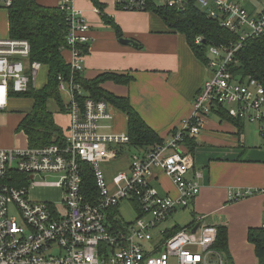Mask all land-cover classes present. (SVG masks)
Masks as SVG:
<instances>
[{
    "label": "built area",
    "instance_id": "built-area-1",
    "mask_svg": "<svg viewBox=\"0 0 264 264\" xmlns=\"http://www.w3.org/2000/svg\"><path fill=\"white\" fill-rule=\"evenodd\" d=\"M13 1L0 0V9L8 10ZM75 1L59 0L57 6L71 19L67 38L71 73L69 78L59 77L58 87L69 119L63 139L37 148H0V264H228L214 249L216 226L201 218L195 233L196 225L167 237L163 224L178 209L191 208L201 193L198 181L189 177L193 160L184 143L186 137L201 135L215 108L225 105L231 118L258 125L264 147V87L255 79L244 82L232 74L243 42L264 39V12L253 16L232 0H194L239 40L208 46L209 76L194 98L191 115L163 145L132 155L129 171L109 181L106 165L117 160L130 138L127 133L103 134L101 123L112 119L109 104L83 98L85 92L77 82L84 72L78 42H91L92 37L89 23L72 6ZM161 2L184 9L191 0ZM115 4L122 11L146 12L142 0H115ZM203 42L202 37L196 39L198 45ZM30 55L27 40L0 38V113L12 98L37 89L43 67L31 63ZM157 171L176 186L177 197L161 195L152 185ZM88 173L94 187L85 180ZM37 177L59 180L38 183ZM37 186L61 189L62 205L33 201L30 190ZM258 194L264 195V189H235L228 199L239 202ZM122 201L135 203L142 216L116 227L110 212Z\"/></svg>",
    "mask_w": 264,
    "mask_h": 264
},
{
    "label": "crops",
    "instance_id": "crops-1",
    "mask_svg": "<svg viewBox=\"0 0 264 264\" xmlns=\"http://www.w3.org/2000/svg\"><path fill=\"white\" fill-rule=\"evenodd\" d=\"M98 1L103 5L105 14L119 27L122 36L119 37L115 29L102 20L93 0H76L72 4L89 23V34L92 37L83 59V78L92 80L104 73L130 75L133 79L127 84L118 85L108 81L102 88L118 98H128L133 108L165 143L180 122L191 115L194 98L208 78L209 70L196 57L186 38L171 32L158 15L119 10L115 0ZM232 1L239 3L253 16L264 12V0ZM37 2L46 7H57L59 4V0ZM121 39L133 40L135 44L122 43ZM62 55L67 63L71 62L72 55L69 51H63ZM11 104L19 107L17 111L23 117L21 98H12L8 109ZM31 109L22 113L26 115ZM109 110L112 119L101 123L105 127L101 132L127 133V116L111 104ZM5 111L0 113L1 120L8 118V112ZM57 111L56 108L54 115L57 123L61 125L58 118H62L63 123L68 126V116L61 113L57 115ZM17 136L0 135V148L23 149L21 137ZM22 138L24 145L29 147L24 133ZM195 143L192 153H189L188 145L184 150L193 160L189 177L198 181L201 193L191 208L178 209L177 212L188 210L191 218V213L194 212L193 220L196 225L203 218L210 225L227 227L232 264H261L255 246L249 241L248 233L250 229L264 227V195L258 194L239 202H229L228 194L235 189H264V147H258L248 137L244 123L238 127L215 114L209 117ZM127 146L120 148L115 162L106 165V174L111 165L117 169L118 162L122 169L129 171L131 158L127 154L130 150ZM107 178L112 180L108 175ZM152 185L161 195H178L176 186L161 171L156 172ZM130 203L138 215V206ZM116 219L117 216L111 221L115 222L118 220ZM175 226H179L178 221L170 220L165 229Z\"/></svg>",
    "mask_w": 264,
    "mask_h": 264
},
{
    "label": "trees",
    "instance_id": "trees-1",
    "mask_svg": "<svg viewBox=\"0 0 264 264\" xmlns=\"http://www.w3.org/2000/svg\"><path fill=\"white\" fill-rule=\"evenodd\" d=\"M145 3L146 12L158 15L169 30L173 33L183 35L196 57L207 64V48L210 45H221V43L237 42L239 36L222 28L217 21L209 18L207 14L196 5L194 0L184 7L178 9L164 5L162 0H142ZM98 7L102 20L111 25L119 37L122 36L119 27L108 17L103 5L98 0H93ZM116 7L119 9L116 5ZM120 10V9H119ZM9 37L27 40L31 45L30 62H38L47 69V81L41 88H31L28 93L18 95V98H26L33 102L32 109L27 113L19 124V130L23 131L29 143V147L37 148L59 143L64 136V129L56 121L54 112L50 110L52 102L57 108V115L64 114V99L59 92V77L69 78L71 65L63 57V51H70L67 38L71 30V19L67 12L58 7H46L40 5L37 0H14L7 10ZM202 37L204 42L196 44V39ZM92 42V40H91ZM78 42L83 59L91 44ZM137 46H140L137 44ZM238 64L232 66V74L236 79L244 82L252 78L264 87V39L250 38L243 42L242 48L235 57ZM83 65V63H82ZM42 68V69H43ZM130 75L104 73L92 80H86L78 76L77 82L82 86L86 100L92 98L97 101H106L127 116L129 143L126 145L130 150L137 153L164 144L163 139L151 128L140 114L133 108L128 98H118L102 88L105 82L113 81L118 85H124L132 81ZM213 114L232 122L241 127L243 121L233 119L228 114L225 105H220L213 110ZM241 123V124H240ZM196 138L186 137L184 148L189 146L192 153ZM140 150V151H139ZM188 153V152H187ZM27 178V177H26ZM28 179V178H27ZM85 180L94 187L92 174H86ZM119 213L118 208L110 212L111 220ZM192 221L185 227L175 226L167 230L166 236L171 237L184 229H192L196 225L194 212L191 213ZM142 214L138 212V217ZM118 219V218H117ZM119 220V219H118ZM113 222L116 227H122V222ZM218 238L215 250L222 253L228 264H232L229 253L228 229L225 226L217 227ZM249 241L255 246L257 257L264 264V227L250 229Z\"/></svg>",
    "mask_w": 264,
    "mask_h": 264
},
{
    "label": "rangeland",
    "instance_id": "rangeland-1",
    "mask_svg": "<svg viewBox=\"0 0 264 264\" xmlns=\"http://www.w3.org/2000/svg\"><path fill=\"white\" fill-rule=\"evenodd\" d=\"M9 33V27H8V13L7 10L5 9H0V38H5V37H9L8 35ZM47 81V69L43 68L39 78H38V82H37V87L41 88L46 84ZM32 107V101L26 98H21V116L19 115V112L17 111L19 109V107H15L11 104V107L6 110L5 112H8V118L6 119L5 117L3 118V120H1L0 118V135L2 136V134H4V136H8L9 137H15L16 135L20 136L19 138L22 140L23 143V148H27L28 146L24 145V140L22 138V134L23 131L19 130V124L20 121H22V118H24V115L22 113V111H27L29 109H31ZM56 106L54 105V103H50L49 104V108L51 111H53L54 113H56ZM230 106H228L229 108ZM65 115V114H64ZM213 115V114H212ZM59 123H61V125L65 128L67 126L66 123H63V119L62 118H58ZM245 131L246 134L248 135V137L254 142V144H256L258 147L263 148V140L260 136L259 133V129H258V125L253 124V123H249V122H245ZM21 133V134H19ZM17 136V137H18ZM264 149V148H263ZM137 152L135 150H129L128 151V156L131 157L132 155H135ZM117 163V162H116ZM116 163H114L116 165ZM112 167H109V169L107 170V175L108 177H113L116 174H118L119 172H123L125 171V169H122L123 167L120 165V163L118 162V168L116 169L113 165H111ZM59 180L58 177H48L46 178V180H44L42 177H37L36 178V182L38 183H54L57 182ZM30 198L33 201H37V202H45V203H53L54 205L60 206L63 203V198H64V194L63 191L61 189L58 188H54V187H42V186H37L34 187L30 190ZM174 217H170L168 221L171 220V222L174 221H178L179 226L184 227L186 224H188L192 218L190 216V212L187 210L186 212L183 211H178L177 213H175L173 215ZM117 218L119 219L118 221L125 223H133L137 220L138 215L137 212L134 208L133 205H131L130 202H124L122 201L120 203L119 206V213L117 215ZM168 221L166 223L163 224V228H167L165 227V225L168 223ZM223 255V254H222ZM224 259L225 256L223 255Z\"/></svg>",
    "mask_w": 264,
    "mask_h": 264
},
{
    "label": "water",
    "instance_id": "water-1",
    "mask_svg": "<svg viewBox=\"0 0 264 264\" xmlns=\"http://www.w3.org/2000/svg\"><path fill=\"white\" fill-rule=\"evenodd\" d=\"M122 43H128V44H135V42L133 40H128V39H121ZM200 224H197L193 229H192V233H195L197 231V229L199 228Z\"/></svg>",
    "mask_w": 264,
    "mask_h": 264
}]
</instances>
